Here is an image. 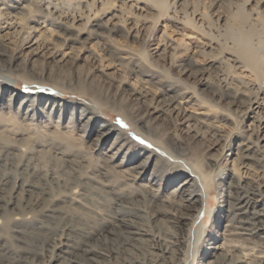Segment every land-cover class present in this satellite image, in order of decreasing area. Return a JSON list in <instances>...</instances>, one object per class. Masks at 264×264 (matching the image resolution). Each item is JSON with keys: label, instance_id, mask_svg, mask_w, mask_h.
<instances>
[{"label": "bare ground", "instance_id": "1", "mask_svg": "<svg viewBox=\"0 0 264 264\" xmlns=\"http://www.w3.org/2000/svg\"><path fill=\"white\" fill-rule=\"evenodd\" d=\"M52 2L43 6L47 14H42L36 25L26 29L33 39L28 46L30 49L35 50V46L45 40L44 31L47 30L44 27L48 24L46 19ZM65 3L70 4L72 0H65ZM1 4L0 0V19L10 15L4 23L9 27L18 25L23 28L18 16H23L21 12L26 5H8L15 10L10 12L6 4ZM39 5L42 6L41 3ZM55 8L52 6V11ZM38 12L42 13V10ZM220 20L225 41L219 35L215 48L224 43L226 46L231 40V45L227 46L233 52L231 57L237 58L236 65L248 69V73L233 75L232 80L252 84L258 89L256 97L249 99L247 111H254L256 116H248L247 129L255 122H258L259 129H264V118L259 116L264 113V91L259 85L264 78V14L257 9L237 8ZM72 41L76 42L75 39ZM192 62L196 63V60ZM23 65L24 60L16 55H7L0 43V71L9 73L14 70L20 78H25ZM143 75L150 79L156 77ZM32 78L33 81L24 82L57 84L50 79ZM143 84L139 86L143 92L153 93L152 88ZM61 87L75 93L76 87ZM0 88V109L13 107L19 113L8 120L9 123L19 126L30 121L38 129L43 126L46 129L47 125L42 122L47 123L49 117L57 115L61 122L66 120V124L61 126L62 134L94 136L96 161L100 162L95 163L94 171L86 181H82L75 175L80 174L81 161L74 158L75 155L70 156L72 152L58 147L56 142H52L54 137L47 134V140L33 142L36 146L43 142L45 148L49 146L51 152L46 160L40 161L35 147L20 148L30 151L21 162H16L7 150L0 155V264H180V256L186 254L191 244L190 232L201 207L208 204L214 194L219 200V209L227 212L226 219L219 216L216 222L225 219L226 224L221 234H215V231L214 235L209 234L211 239L204 238L200 245L192 248L195 257L200 255L197 264H264V131L257 132L254 138L248 133L235 148L224 154L225 168L221 178L225 180L224 187V183L217 182L218 178L209 182L210 172H203L198 165V157L196 162L188 146L158 138L144 125L137 126L129 116L121 115L135 132L151 140L153 145L132 141L116 125L102 120L93 109L95 107L84 101L48 94H21L11 80L1 83ZM130 88L132 93L140 92L133 85ZM174 92L162 100L171 110L184 113V128L189 129L191 121L208 125L206 116L211 111L210 105L192 93L182 97ZM86 99L94 100L101 105L100 108L107 107L112 113H121L100 99L95 91L89 92ZM185 102L190 107L196 106L197 111L185 113ZM1 113L8 112L2 110ZM154 145L175 161L159 154ZM103 149L106 153L102 152ZM69 151H74L73 147ZM99 157L103 158L99 160ZM201 157L213 167L210 156ZM52 159L65 163L68 171L75 174L68 175L52 166L46 170L38 168L39 162L48 163ZM173 184L175 187L167 190V194H161L160 189ZM129 185L132 188L124 190V186ZM222 192L229 200L223 199ZM174 225L179 228L175 235L170 230ZM183 230L185 234H182ZM60 233L63 234L62 241L51 242ZM193 242L197 243V235ZM41 245L47 247V252L54 253L46 262L36 260Z\"/></svg>", "mask_w": 264, "mask_h": 264}, {"label": "rangeland", "instance_id": "2", "mask_svg": "<svg viewBox=\"0 0 264 264\" xmlns=\"http://www.w3.org/2000/svg\"><path fill=\"white\" fill-rule=\"evenodd\" d=\"M1 1V5L6 4L10 12L15 11L11 6L17 5L16 3L25 4L26 9L21 12L23 16H18L23 28L18 25L9 27V24L4 23L10 15L0 19V43L7 55H16L24 60L22 74L25 78H20L14 70L9 73L0 71V84L11 80L21 94H48L60 96L62 99L84 101L88 106L95 107L93 109L101 115L102 120L116 125L132 141L151 145V140L135 132L129 121L124 120L121 115L129 116L137 126L144 125L158 138L188 146L195 161L198 157V165L203 172H210L209 182L212 183L218 178L217 182L224 183V187L225 180H221L225 168L224 154L228 149L235 148L238 141L248 133L254 138L257 132L264 131L259 129L258 122L254 123L255 127L252 125L247 129L248 116L255 115L254 111H247L249 99L256 97L258 89L252 84L232 80L231 77L237 73H248L246 67L236 65L237 58L231 57L233 52L227 46L232 41L228 40L226 46L224 43L223 46L215 48L219 35L225 41L220 18H225L230 11H236L237 8L247 11L257 9L264 14V0H72L70 4H66L65 0ZM49 2H52L51 5L56 10L52 11V6L48 8L50 13L46 19L47 27H44L47 30L44 31L45 40L35 46V50L30 49L28 46L33 39L26 29L36 25L42 14H47L43 6ZM38 10H42V13ZM193 59L196 63L192 62ZM143 74L156 77L150 79ZM33 76L50 79L57 84L24 82L33 81ZM259 82L261 90L264 91V78ZM143 83L152 88L153 93L143 92L139 87ZM227 84L228 87L225 86ZM62 85L76 87L75 93L63 89ZM130 85L140 92L132 93ZM1 90L0 88V92ZM91 91L97 92L100 99L112 104L121 113H112L104 106L101 109V105L94 100H87ZM174 91L179 96L192 93L210 105L211 111L206 116L208 125L191 121L189 129L184 128V113L171 110L166 101L162 100L175 94ZM77 92L84 96L77 95ZM185 106V113L197 111L196 106L190 107L186 102ZM1 108L0 155L7 150L12 153L16 162H21L30 151L26 149V153V150L20 148L35 147L40 161L46 160L45 157L51 152L49 146L45 148L44 142L36 146L33 142L47 140L48 135L54 137L52 142H56L58 147L72 152L70 156L75 155L74 158L81 161L80 174L68 171L65 163L55 159L48 163L39 162L38 168L46 170L52 166L55 170L64 171L68 175L75 174L82 181H86V177L94 171L95 163H100L96 161L97 151H94L92 141L94 136L62 134L61 126L66 124V120L61 122L54 115L45 123L42 118V123L47 125L46 129L44 126L38 129L30 121H24L17 126L8 121L19 114L16 109ZM2 110L8 113H1ZM261 114L259 116L264 118V113ZM254 129L255 132H252ZM51 132L56 135H51ZM70 147L74 151H69ZM156 148L159 154L175 161L163 149ZM201 155L210 156L213 167L207 165ZM102 158L99 157V160ZM174 185L160 189L161 194H167V190H171ZM131 188L132 185L124 186V190ZM223 193V199L229 200ZM204 197L203 200L206 199ZM209 199L210 202L201 207V213L190 232L191 244L186 249V254L180 256V264H197L200 255L195 257L192 248L200 245L204 238L211 239L209 234L214 235L215 231V234H221L224 229L227 212L223 208L219 209L220 203L215 194ZM219 216L225 219L216 222ZM176 229L179 231L175 225L171 227V233L175 235ZM206 229L209 231L206 232ZM182 234H185V230ZM57 235L51 242L62 241L63 234ZM196 235L198 244L193 242ZM46 248L42 245L38 248L36 260L46 262L54 255L53 251H50V255Z\"/></svg>", "mask_w": 264, "mask_h": 264}]
</instances>
